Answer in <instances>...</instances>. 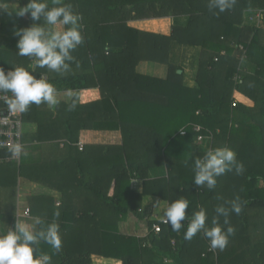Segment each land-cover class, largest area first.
Masks as SVG:
<instances>
[{
	"label": "trees",
	"instance_id": "16d2710c",
	"mask_svg": "<svg viewBox=\"0 0 264 264\" xmlns=\"http://www.w3.org/2000/svg\"><path fill=\"white\" fill-rule=\"evenodd\" d=\"M111 1L116 2L107 11L97 10L98 0H86L94 5L87 8L91 12L80 8L84 43L72 53L79 70L60 76L35 63L32 67V58L17 54L15 30L33 21L30 14L15 12L28 0H16L15 10L0 7V31L11 38L8 50L0 47L5 72L22 66L37 78L48 73L47 80L57 90L100 91L86 115L75 113V119L64 120L67 145L76 144L79 130L97 120L117 125L122 136L121 144L107 146L112 153L96 163L101 168L95 180H90L92 172L77 166V183L61 190L59 216L50 205L53 215L44 219L59 225L62 248L56 252L42 242L41 251L51 255L52 264H264V222L257 219V211L264 212V0H236L233 8L218 15L209 11V0ZM166 16L186 21L174 25L169 35L126 25L128 20ZM173 43L200 47L192 86L184 81L182 67L169 62ZM141 61L166 65V77L138 73L135 68ZM242 61L253 67L252 72L242 69ZM236 94L251 104L238 101ZM198 135L205 136L199 144ZM222 146L235 150L245 171L218 177L212 190L198 188L193 182L195 158ZM1 155L12 156L10 151ZM14 161L0 163V193L6 200L15 194L17 178L31 180L35 171ZM156 167H164L165 174L152 175ZM144 195L167 204L186 198L184 227L175 232L169 224L150 220L145 236L121 234L119 222L130 212L138 213ZM237 197L242 211L230 214L235 234L223 251L209 250L202 232L184 239L195 211L204 208L210 223L216 206ZM154 223L161 225L157 233Z\"/></svg>",
	"mask_w": 264,
	"mask_h": 264
},
{
	"label": "clouds",
	"instance_id": "9594fccd",
	"mask_svg": "<svg viewBox=\"0 0 264 264\" xmlns=\"http://www.w3.org/2000/svg\"><path fill=\"white\" fill-rule=\"evenodd\" d=\"M236 0H209L208 8L213 14L230 10ZM18 16L30 14L34 21L30 26L16 29L18 37L17 54L32 58L35 67L47 68L58 74H65L70 69V63L75 60L72 53L84 43L81 20L83 17L70 3L65 0H28V3L15 12ZM35 21H42L35 23ZM11 92L12 97L7 101L8 110L13 114H22L28 111L30 105L47 104L50 108L61 103L57 88L46 79L37 78L24 67H15L5 72L0 67V93ZM75 93L67 90L64 94L68 110L76 107L72 100ZM71 101V102H70ZM9 151L15 156L23 152V145L16 143L10 146ZM187 165V161H185ZM243 174L245 167L237 159L234 149L222 146L207 150L202 157L193 162V182L198 188H215L217 178L228 172ZM220 197H218L219 199ZM159 201L154 204L158 205ZM189 201L179 198L167 204L162 209V222L169 224L171 229L179 232L187 220L186 209ZM242 211V202L239 197L226 200L216 206L215 215L208 222V215L204 208L192 214L187 224L184 239L191 240L198 233L209 241V250L223 251L229 238L235 234V227L230 224V214L239 215ZM55 215L58 217L59 212ZM221 217L223 223H221ZM47 243L53 250L59 252L62 248V239L59 225L55 222L47 223L37 216L24 223H16L14 229L0 233V264H52V257L48 252L41 251L40 244Z\"/></svg>",
	"mask_w": 264,
	"mask_h": 264
},
{
	"label": "crops",
	"instance_id": "0c3cea01",
	"mask_svg": "<svg viewBox=\"0 0 264 264\" xmlns=\"http://www.w3.org/2000/svg\"><path fill=\"white\" fill-rule=\"evenodd\" d=\"M115 2L98 0L99 9L97 10L103 11L105 9L104 11H107L106 7ZM67 3H70L76 12H80V8L82 11H93L87 8L94 5L86 2V0H82L81 3L78 2L79 4L74 0H68ZM49 4L51 6V0H49ZM0 7L7 10H15L17 2L16 0H10L5 4L0 3ZM185 21V17L166 16L128 20L126 25L144 32L169 35L174 25H183ZM41 22L35 21V23ZM10 43V34L0 31V47L8 50ZM199 52L200 47L182 46L174 43L169 51V62L182 67L184 81L190 86L193 85V78L197 70ZM34 63L35 61H33L32 67ZM135 69L138 73L157 78H165L167 75L166 65L150 61L139 62ZM78 70L79 66L75 65L70 67L65 74L74 73ZM41 75L48 77L49 74L42 73ZM66 91L58 90L61 100L58 105L50 108L43 103L40 105L32 104L27 112L22 113L24 120L22 134L23 152L19 155V159H15L17 163L15 161L12 163L27 165L30 168H35V171L32 181L26 177L17 178L15 194L9 200H6L3 197V193H0V233L10 229L12 222H15V224L24 223L37 216L47 219L50 215H55L62 197L61 190L65 189L69 183H77V179L80 176L77 173V166L80 164L86 168L87 172H92L90 180H95V174L100 172L99 169L101 168L100 166L96 168V163L102 160V156L112 153V150H109L107 146H118L121 144L122 136L118 126L115 124L110 125L106 120H97L92 122L90 128L80 129L78 142L68 146L67 135L63 131L64 120L75 119V113L86 115L89 105L98 101L101 95L97 87H88L81 89L79 92L73 91L75 95L72 100L75 101L76 107L74 110L69 111L68 104L64 102ZM81 156H83L84 160L82 158L77 160ZM20 159L21 161H19ZM5 168V166H1V170ZM151 174L161 176L165 174V169L164 167H156L152 169ZM135 188L139 189L138 184L135 185ZM83 196L86 197L88 195ZM157 201L159 203L154 207ZM50 205L55 208L53 214H51L49 209ZM166 206L167 202L161 199L149 195L142 196L140 208L137 210L138 213H128L118 224L119 232L125 235L145 236L147 234V222L150 220L161 221L162 219L156 213L162 216V209ZM25 208H29V213L26 215L24 214ZM54 218L57 219L56 217ZM144 225H146V228ZM111 264L114 263L111 262Z\"/></svg>",
	"mask_w": 264,
	"mask_h": 264
},
{
	"label": "built area",
	"instance_id": "2783aa9c",
	"mask_svg": "<svg viewBox=\"0 0 264 264\" xmlns=\"http://www.w3.org/2000/svg\"><path fill=\"white\" fill-rule=\"evenodd\" d=\"M40 79H46L47 76L41 75ZM12 97L11 92L0 93V162L11 160V159H19V156H3L1 153L5 151H9L11 145L20 143L22 145V134H23V117L22 114H13L8 110L7 101ZM236 101L232 102V106H234ZM195 131H199V127L194 128ZM181 134H184L183 131H180ZM205 136L198 135L196 137V142L202 143ZM28 208L24 209V214H28ZM162 224H165L160 221ZM152 230L157 233L161 230L160 223L152 224Z\"/></svg>",
	"mask_w": 264,
	"mask_h": 264
},
{
	"label": "rangeland",
	"instance_id": "374dc122",
	"mask_svg": "<svg viewBox=\"0 0 264 264\" xmlns=\"http://www.w3.org/2000/svg\"><path fill=\"white\" fill-rule=\"evenodd\" d=\"M187 67H189V65H187ZM241 67H242V69H245L249 73L252 72V70H253V67L251 65L246 64L245 61H242ZM235 96H236L238 101H242L246 104H251L249 101L245 100L244 97H242L238 94H236ZM156 214H157V216H159V218L162 219V216H160L159 213H156ZM257 215H258L257 219L260 220L261 223L264 222V212L263 211H260V212L257 211ZM144 227L146 228V225H144Z\"/></svg>",
	"mask_w": 264,
	"mask_h": 264
},
{
	"label": "water",
	"instance_id": "95a60500",
	"mask_svg": "<svg viewBox=\"0 0 264 264\" xmlns=\"http://www.w3.org/2000/svg\"><path fill=\"white\" fill-rule=\"evenodd\" d=\"M178 72H180V70H179ZM10 229H14V226H11V228H10Z\"/></svg>",
	"mask_w": 264,
	"mask_h": 264
}]
</instances>
